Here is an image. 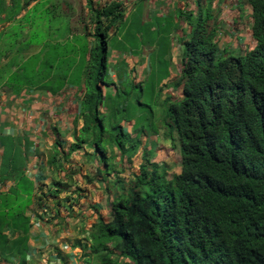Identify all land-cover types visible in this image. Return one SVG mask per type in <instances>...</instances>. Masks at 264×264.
I'll return each instance as SVG.
<instances>
[{
  "label": "trees",
  "instance_id": "trees-1",
  "mask_svg": "<svg viewBox=\"0 0 264 264\" xmlns=\"http://www.w3.org/2000/svg\"><path fill=\"white\" fill-rule=\"evenodd\" d=\"M214 1L194 0L196 12L184 17L192 28L182 43L181 99L169 104L166 122L179 141L180 171L168 179L164 164L144 159L126 193L110 202L108 217L99 216L91 227L88 264H264V0H244L255 42L244 54L219 48ZM32 3L47 14L41 23L57 16L48 0H0V16L13 21ZM90 16L94 33L84 30L71 50L74 57L63 65L75 69L70 85L83 83L81 131L94 136L99 125L98 145L104 134L102 86L108 85L107 34L123 21L124 8L118 2L98 5ZM54 64L38 87L59 91L67 84L68 70L53 75ZM16 73L15 68L7 78L9 87L24 86ZM124 111L117 106L114 119ZM113 129L116 137L128 135L119 124ZM114 143L121 156L138 148ZM6 147L8 175L23 180L16 169L20 150L11 157ZM8 224L0 209V243H8L1 234Z\"/></svg>",
  "mask_w": 264,
  "mask_h": 264
},
{
  "label": "crops",
  "instance_id": "crops-1",
  "mask_svg": "<svg viewBox=\"0 0 264 264\" xmlns=\"http://www.w3.org/2000/svg\"><path fill=\"white\" fill-rule=\"evenodd\" d=\"M83 1L86 20H90L86 26L90 34L94 33L90 14L98 5L118 2L123 6L124 3L121 0ZM130 2H146L152 5L148 9L149 14L172 18L173 25L181 28L175 34L180 37L181 45L190 38L192 27L184 17L196 12L194 0ZM213 7L218 18L215 39L219 48L230 52L239 51L240 54L251 49L255 42L250 33L251 12L245 1L215 0ZM23 14L17 15L13 21L5 20L6 15L0 16V69L3 71H6L9 62L8 56L2 51L6 47L3 34L7 26L16 23ZM63 19L69 21L68 18ZM107 35L109 37V32ZM89 37L94 43V38L88 36V44H91ZM173 52L172 60L178 75L172 79L171 97L176 99L177 94L181 95V86L177 84L181 79L182 52L179 47ZM143 66L144 70L146 65ZM5 83L0 84V183L7 188H0V197H6L7 202L3 206L5 204L0 199V209L7 214L10 224L1 229L8 243H0V264H88L89 232L99 216L108 217L111 198L120 196L116 188L123 175L127 176L125 172L120 173L127 162L119 156L117 162L122 163L120 167H124L123 170L107 173L97 161L88 159L93 151L87 149L88 146L84 147L86 144L72 149L73 145L79 143L84 125L80 114L84 94L82 82L77 87L65 85L59 91L44 86L14 88ZM129 125L131 129V122ZM157 135L153 134L151 139L146 140L156 145V152L163 146L167 150L169 145H162V138L160 140ZM173 136L176 135L173 133ZM6 146L12 148L11 157L15 156L17 149L20 150L18 161L21 163L16 165V169L22 171L23 180L8 175L12 167H5ZM115 152L116 155L120 154L117 149ZM139 166H129L130 171H137ZM125 181L129 182L128 179ZM110 184L114 192L110 191ZM12 192L18 197H14ZM45 210L49 217L43 215ZM21 220L25 221L23 228L20 226ZM23 238H26L24 245H14Z\"/></svg>",
  "mask_w": 264,
  "mask_h": 264
},
{
  "label": "rangeland",
  "instance_id": "rangeland-1",
  "mask_svg": "<svg viewBox=\"0 0 264 264\" xmlns=\"http://www.w3.org/2000/svg\"><path fill=\"white\" fill-rule=\"evenodd\" d=\"M105 1L108 0H101V2ZM48 2L55 6L57 15L50 22L41 23L47 14L45 11L44 13L36 11L41 8V4L35 9L32 8L34 6L32 3L21 19L19 18L16 23L8 25L5 29L3 40L6 47L2 51L8 56L9 62H7L6 71L0 69V84L9 78L8 76L13 72L12 69L16 66V74L22 85L38 87L42 75L50 73L48 65L55 62L53 75L64 74L67 69L69 72L67 81H70L75 69H69L63 63L70 62L74 57L71 50L79 47L78 44L75 45V40L82 35L90 20H86L83 0H48ZM121 2H124L123 6L126 8L123 21L117 27L110 29L107 40L108 63L104 80L108 85L102 86L104 97L100 107V112L105 114L104 134L96 145L100 127L95 125V135L81 131L79 142L80 146L86 144L84 147L88 146L87 149L93 151L92 156H87L88 159L97 161L105 172L110 173L114 170L119 172L125 167L120 173L125 172L127 176L123 175L116 188L120 195H123L128 188V186L125 188L127 183L125 179L132 180L136 173V171H130L129 166L137 168L138 164L144 163L145 158L150 162L164 164L168 179L180 171L179 143L176 136H173V132L169 131L170 128L166 122H170L167 118L169 104L181 99L180 94H177L176 99L171 97L172 79L173 76L178 75L172 55L173 50H177L178 47L182 52L183 46L180 37L175 35L181 31V28L179 25H173L172 18L162 16L163 19L158 14H149L148 9L152 5L146 2L133 4H130V0H121ZM63 18H68L69 21ZM88 40L93 45V39L89 37ZM238 52L233 54H239ZM130 64H132L131 68ZM144 64L146 67L143 70ZM69 81L64 86L70 85L71 81ZM116 92L119 93L118 97L115 95ZM117 106L123 107L125 111L120 112L114 119L113 113ZM127 120L129 122H126ZM117 124L122 126L124 134L128 133L129 136L116 137L118 132L113 127ZM153 134H158L160 140L162 138V145H169L167 150L163 146V149L159 148L160 150L156 152V145L146 140L151 139ZM115 139L116 143H122L126 149L137 145L136 153L127 150L124 156L116 155L115 150L118 146L113 144ZM141 154H143L142 157ZM118 157H122V161L127 162L122 169L120 167L122 163L117 162ZM20 163L21 161H18L17 165ZM133 164H135L134 167ZM109 189L112 192L115 191L112 184ZM116 198L111 199L113 201ZM24 224L25 221L21 220V228Z\"/></svg>",
  "mask_w": 264,
  "mask_h": 264
},
{
  "label": "built area",
  "instance_id": "built-area-1",
  "mask_svg": "<svg viewBox=\"0 0 264 264\" xmlns=\"http://www.w3.org/2000/svg\"><path fill=\"white\" fill-rule=\"evenodd\" d=\"M0 188H5V189H6V188H7V186H6V185H4V184H1V183H0ZM43 215H44L45 217H49V216H48V213H47V211H46V210H45V211H43Z\"/></svg>",
  "mask_w": 264,
  "mask_h": 264
}]
</instances>
